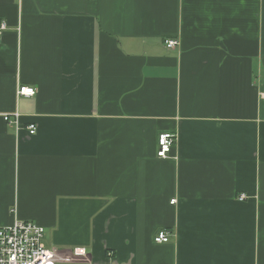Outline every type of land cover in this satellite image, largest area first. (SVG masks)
<instances>
[{"label": "crops", "instance_id": "crops-1", "mask_svg": "<svg viewBox=\"0 0 264 264\" xmlns=\"http://www.w3.org/2000/svg\"><path fill=\"white\" fill-rule=\"evenodd\" d=\"M0 19V225H43L59 264H264V0H0Z\"/></svg>", "mask_w": 264, "mask_h": 264}, {"label": "built area", "instance_id": "built-area-1", "mask_svg": "<svg viewBox=\"0 0 264 264\" xmlns=\"http://www.w3.org/2000/svg\"><path fill=\"white\" fill-rule=\"evenodd\" d=\"M8 27L4 19H0V33ZM165 45L169 49H174L179 45L177 38H168ZM18 96L31 97L36 94V89L32 86L20 85L17 90ZM264 98V92L262 93ZM6 120H12L20 127V113L18 111L4 114ZM29 134L37 132L36 123L26 126ZM177 140L176 131H164L158 136L157 156L167 158L171 155L174 144ZM242 194L240 199H244ZM176 199H172L174 203ZM45 227L33 220L23 219L15 214L11 224L0 225V264H59L56 260L55 252L46 247L44 243ZM155 242H169L170 232L166 229L159 230L155 237ZM77 254H85V248H75Z\"/></svg>", "mask_w": 264, "mask_h": 264}]
</instances>
